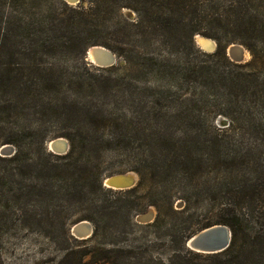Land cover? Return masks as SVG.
<instances>
[{
    "label": "rangeland",
    "instance_id": "1",
    "mask_svg": "<svg viewBox=\"0 0 264 264\" xmlns=\"http://www.w3.org/2000/svg\"><path fill=\"white\" fill-rule=\"evenodd\" d=\"M61 2L67 7H88L86 1L0 0V21L9 15L16 22L38 18L50 9L58 19L67 17ZM123 15L130 21L135 18L128 10H123ZM205 41L212 48V43ZM215 50L216 46L209 53L200 51L210 55ZM162 56L159 53L157 58ZM225 56L228 63L218 59V64L235 76L244 73L240 66L251 59L246 50L241 62L229 59L226 51ZM7 58L2 61L6 67L1 68L13 73L0 89V138L14 139L15 147L6 145L13 148L12 155L18 151L19 156L17 162H8L12 155L0 156V264H167L187 250L185 242L182 247L179 243L181 235L190 238L210 227L207 225L218 219L223 204L240 213L245 226L264 234V204L252 210L244 200L252 185L258 186L264 198V117L250 115L253 124H260L253 129L241 80L234 81L238 86L233 87L207 73L188 76L182 91L167 89L169 99L164 98L153 109L159 117L166 116L161 125V118L156 123L145 121L150 114L149 95L141 105L134 96L136 89L156 90L158 74L150 67L142 72L130 70L116 56L114 66L99 69L85 61V53V65L71 53L51 56L46 63L58 62L65 70L57 98L65 103L55 102L50 109L43 107L45 100L31 96L34 87H28L25 95L13 94V87L30 83L19 79L18 69L32 66L17 62V58L8 63ZM189 59L194 67L207 69L214 61L198 54ZM196 112L204 114L198 124L192 121L197 120ZM86 131L91 141L85 150H77L78 166L87 164L91 174L100 176L102 190L94 185L87 197L66 198L62 190L70 177L64 180L59 175L71 168L70 160L45 161L38 141L46 136L43 147L51 153L49 142L65 139L68 152V135L75 132L79 146ZM210 144L215 145L211 162L204 157L212 148ZM191 158L200 160L199 165L195 161L189 165L186 160ZM44 163L60 171L44 183L53 197L42 194L36 181ZM125 174L134 180L130 189L143 175L145 185L138 200H132L130 189L116 191L103 186L104 179ZM32 185L37 186L28 193ZM150 212L153 218L149 222L136 220ZM80 216L83 218L76 219ZM156 217L160 222L154 226ZM79 221L91 226V236L85 240L70 232ZM66 230L70 240L64 235ZM65 253L68 256L64 258ZM207 255L194 257L193 252L187 259L206 264Z\"/></svg>",
    "mask_w": 264,
    "mask_h": 264
},
{
    "label": "trees",
    "instance_id": "2",
    "mask_svg": "<svg viewBox=\"0 0 264 264\" xmlns=\"http://www.w3.org/2000/svg\"><path fill=\"white\" fill-rule=\"evenodd\" d=\"M79 1H86L88 7H67L61 2L65 12L69 15L61 16L60 19L54 15L53 9L47 11L44 16L25 18L18 22L11 15L3 17L0 21V69L3 72L0 74V89L3 80L7 81L13 73V70L1 68L7 65V63L3 64V59L7 56L8 63H13L14 58H17V62L31 65L32 68L18 69L17 73L21 74L19 79H27L30 83L28 86L24 83L23 86L13 87V94L25 95L28 87H34L31 96L40 101L45 100L47 103L43 107L51 109L55 102L63 105L65 101L57 98L60 96L58 88L63 85L65 70L57 66L58 62L52 65L46 63V60L48 61L51 56L61 57L63 54L71 53L79 56V61L85 65L83 56L86 50L91 46H101L120 57L126 68L130 70L135 68L142 72L145 67H150L158 74V78L157 76L155 78L156 90L151 91L144 87L134 92L139 105L145 95L148 94L151 98L149 107H147L150 109V114L147 115L145 121L156 123L161 118V125H163L162 118L165 119L166 116L159 117L153 109H156L164 98L169 99L167 89L182 91L188 76L207 73L217 82L230 84L229 86L233 87L238 86L233 83L234 81L241 80L248 95L246 100L248 119L253 129L260 126V124H253L250 115L256 113L264 117V0ZM123 10L130 11L135 18L132 21L127 19L123 15ZM196 35L214 40L215 52L210 55L202 53L195 45ZM231 44L243 46L251 57L249 62L240 66L244 73L239 76L233 75L218 64V59L228 63L225 51ZM159 53L163 54L161 58H157ZM193 54L214 60L211 62L212 67L210 69L194 67L193 61L189 59ZM8 86L9 84L4 87ZM218 114L225 115L222 111H218ZM202 116L204 114L196 112L197 120L193 118L192 121L198 124ZM133 120L137 121L135 117ZM69 135L71 147L64 157L46 153L43 147L46 136H40L38 143L42 151L41 157L45 161L52 158L70 160L71 168L65 172L59 171V176L64 180L67 176L70 177L69 184L62 190V196L71 199L75 196L87 197L86 195L89 196L91 193L90 188L94 185L102 190L100 176L91 174V169L86 168L87 164L78 166L80 157H77V150L79 147L82 150L86 149V145L91 141L88 136L89 132H84L82 140L78 142L79 146L75 142L76 133ZM6 144L15 147L17 142L9 136L0 138V146ZM213 146L215 145L210 144L212 148L204 156L210 159V162L213 161V156L215 157ZM17 153L18 151L11 156L8 162H17L19 156ZM190 161H195L197 165L200 162L192 158L186 160L188 163ZM59 172L57 167L47 168V164L44 163L36 176V181L39 183L38 188L40 187L42 194L46 193L53 197L52 192L51 194L46 192L44 183L54 173ZM144 185L145 179L143 175H140L138 184L128 192L133 201L142 197L138 193ZM36 186H30L28 193L33 192ZM244 200L252 210L264 204V198L260 196L257 185H252L247 189ZM221 206L223 208L219 210L218 219L207 226L215 224L227 226L231 231L230 244L220 253L207 255L205 257L207 259L203 262L206 264H264V234L245 226L240 213L233 208L225 204ZM108 216L109 214H106V217ZM262 216L264 217L263 214ZM82 218L83 216H80L76 219ZM159 222V217H156L152 223L157 226ZM64 235L67 240L71 239L67 230ZM96 237L95 233L94 238ZM187 238L188 235H181L179 238L181 247ZM192 254L193 252L189 250H182V256L175 257L178 260L177 263H175L176 260H168L167 264H194L193 261L187 259ZM67 256L68 253H65L64 258ZM194 257H200V254L194 253Z\"/></svg>",
    "mask_w": 264,
    "mask_h": 264
},
{
    "label": "water",
    "instance_id": "3",
    "mask_svg": "<svg viewBox=\"0 0 264 264\" xmlns=\"http://www.w3.org/2000/svg\"><path fill=\"white\" fill-rule=\"evenodd\" d=\"M68 3H77L79 0H64ZM204 40H208L203 38L199 35L194 37V42L196 46L203 52H212L215 49V43H212V48L208 49L205 47L203 43ZM245 53V49L243 46L238 44H231L226 49V55L229 59L235 62H241L243 60ZM85 61L88 62L90 65L94 66L95 68L104 69L110 68L114 66L116 62V56L114 53L109 51L108 49L101 47V46H91L85 52ZM48 150L54 155H62L67 152L68 150V142L65 139H55L49 142ZM13 148L9 145H2L0 146V156L7 157L12 155ZM123 177V178H122ZM131 178V176H130ZM116 179V180H114ZM132 179V178H131ZM116 181L118 189L112 185V182ZM103 186L110 190L121 191L125 189H130L134 181H131L124 176L120 175L115 178L112 176L110 178H106L103 180ZM114 188V189H113ZM153 218V213H147L145 216H139L136 220L140 222H149ZM70 232L73 237L79 240H85L91 236V226L88 222L79 221L75 223ZM231 240V231L227 226L224 225H212L207 227L195 235L191 236L185 241V247L187 250L195 252L193 249L206 251L207 254H217L224 251L230 244Z\"/></svg>",
    "mask_w": 264,
    "mask_h": 264
},
{
    "label": "bare ground",
    "instance_id": "4",
    "mask_svg": "<svg viewBox=\"0 0 264 264\" xmlns=\"http://www.w3.org/2000/svg\"><path fill=\"white\" fill-rule=\"evenodd\" d=\"M203 43L205 44V47H206V48H208V49L211 48V45H210L209 43H207L205 40L203 41ZM117 176H120V175H115V178H117ZM122 176H124L125 178L128 177L129 180L134 181L132 177H131L132 179L130 178V174H125V175H122ZM111 177H112V176H111ZM109 178H110V177H109ZM122 178H123V177H122ZM114 180H116V179H114ZM112 185L115 187V189H118V186H117V184H116V181H113V182H112ZM113 189H114V188H113ZM115 189H114V190H115ZM193 250H194L195 252H199L200 254H207L206 251H202V252H201V250H197V249H193Z\"/></svg>",
    "mask_w": 264,
    "mask_h": 264
}]
</instances>
